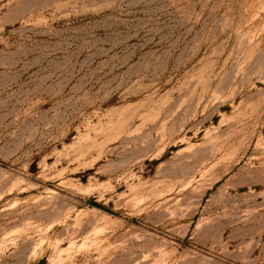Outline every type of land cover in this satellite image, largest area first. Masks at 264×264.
<instances>
[{"label": "rangeland", "instance_id": "1", "mask_svg": "<svg viewBox=\"0 0 264 264\" xmlns=\"http://www.w3.org/2000/svg\"><path fill=\"white\" fill-rule=\"evenodd\" d=\"M0 264H264V0H0Z\"/></svg>", "mask_w": 264, "mask_h": 264}, {"label": "trees", "instance_id": "2", "mask_svg": "<svg viewBox=\"0 0 264 264\" xmlns=\"http://www.w3.org/2000/svg\"><path fill=\"white\" fill-rule=\"evenodd\" d=\"M95 205H98V204H95Z\"/></svg>", "mask_w": 264, "mask_h": 264}]
</instances>
